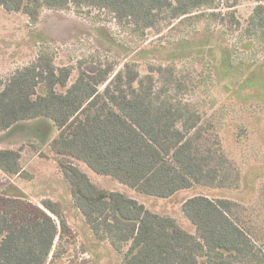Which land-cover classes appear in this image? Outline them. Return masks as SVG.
Instances as JSON below:
<instances>
[{
	"label": "trees",
	"instance_id": "1",
	"mask_svg": "<svg viewBox=\"0 0 264 264\" xmlns=\"http://www.w3.org/2000/svg\"><path fill=\"white\" fill-rule=\"evenodd\" d=\"M242 3L250 4L244 16ZM0 7L33 24L44 8L96 10L95 17L109 14L139 38L204 17L220 21L243 52L264 53V0H0ZM82 63L57 65L52 53L41 51L0 77V131L28 120L55 129L45 156L56 163L93 236L108 241L122 264H264V184L247 201L201 192L186 197L181 211L190 230L90 177L159 198L194 188L239 189L244 174L221 134L234 116L230 106L209 98L210 78L174 62L148 63L143 72L131 60L121 68L111 60L96 61L93 69ZM251 118L246 126L256 128L262 115ZM255 131L260 138L263 127ZM24 148L0 147V173H26ZM0 188V264H65L72 228L64 204L51 198L34 203L11 183Z\"/></svg>",
	"mask_w": 264,
	"mask_h": 264
},
{
	"label": "rangeland",
	"instance_id": "2",
	"mask_svg": "<svg viewBox=\"0 0 264 264\" xmlns=\"http://www.w3.org/2000/svg\"><path fill=\"white\" fill-rule=\"evenodd\" d=\"M249 8V3H242L238 12L244 16ZM96 12L84 15L72 9L44 8L33 24L24 14L7 12L0 7V77L6 78L41 51L52 53L57 65H76L82 60L90 69L99 60L114 61L116 68L131 60L142 72L148 63L174 62L180 69L192 67L191 72L198 78H210L206 84L209 98L230 106L234 119L224 125L221 134L225 148L231 151L242 169V186L225 191L194 188L179 191L169 198H159L136 193L110 178L94 176V173L90 177L106 189L123 191L151 210L175 217L190 230L193 229L182 214L181 202L194 193L244 201L253 199L257 188L264 184V53L243 52L235 37L225 33L217 20L201 17L193 19L191 25L163 26L160 33L150 29L147 36L139 38L118 27L109 14L95 17ZM202 96L200 93V98ZM261 115L262 120L256 128L251 124L246 126L252 123L251 116L257 120ZM50 126L47 121L28 120L8 131H0V147L17 148L25 144L26 171L22 177L14 178L0 173V187L14 184L37 204L43 198L64 204L72 239L70 257L63 259V263L86 259L87 264H122L121 254L108 241H99L93 236L81 213L72 206L67 182L56 163L46 158L45 155H51L48 142L55 134ZM262 127L263 134L257 138L255 130ZM241 129H244V137L237 140ZM80 167L86 169L82 164Z\"/></svg>",
	"mask_w": 264,
	"mask_h": 264
}]
</instances>
